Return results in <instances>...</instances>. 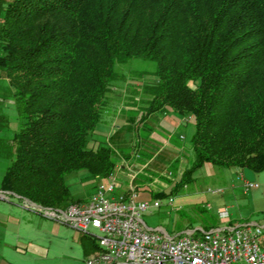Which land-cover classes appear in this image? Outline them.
Instances as JSON below:
<instances>
[{"label": "trees", "instance_id": "1", "mask_svg": "<svg viewBox=\"0 0 264 264\" xmlns=\"http://www.w3.org/2000/svg\"><path fill=\"white\" fill-rule=\"evenodd\" d=\"M135 58L156 63L154 80L109 141L176 112L195 120L184 179L208 162L264 170V0H0V73L21 120L0 138L1 189L66 207L69 173L106 179L128 158L89 142Z\"/></svg>", "mask_w": 264, "mask_h": 264}, {"label": "rangeland", "instance_id": "2", "mask_svg": "<svg viewBox=\"0 0 264 264\" xmlns=\"http://www.w3.org/2000/svg\"><path fill=\"white\" fill-rule=\"evenodd\" d=\"M131 62V67H122L125 78L109 94L110 110L103 115L89 146L94 141L98 145L104 142L114 149L116 160L120 154L128 156L120 157L121 171L115 169L113 174L124 189L132 183L138 199L151 203L142 214L147 224L153 228L162 227L172 236L189 229L202 233L219 226L264 224V170L256 174L254 186H249L251 181L245 178L244 168H222L209 162L190 179H184L194 159L191 137L195 120L192 116H187L188 122L176 128L171 122L167 127L163 118L168 116L155 113L157 121L149 117L145 126L139 123L132 129L123 127L120 137L109 141L110 133L124 125L123 110L132 108V99L143 97L144 82L154 80V76L148 74L156 69L154 61L135 58ZM135 70L147 74H136ZM141 74L143 76L138 77ZM143 111L141 109L138 114ZM173 114L184 118L179 113ZM20 122L16 97L8 78L0 73V138L13 136ZM142 138L146 141H141ZM10 162V157L0 153V264H86L98 242L96 234L99 231L90 228L94 235L86 234L71 225L44 217L27 208L28 198L1 189ZM117 172H120L119 180ZM105 180L86 170L69 173L66 181L71 201H88L98 184ZM160 192L165 196L157 197ZM156 200L161 202L158 207L153 206Z\"/></svg>", "mask_w": 264, "mask_h": 264}, {"label": "built area", "instance_id": "3", "mask_svg": "<svg viewBox=\"0 0 264 264\" xmlns=\"http://www.w3.org/2000/svg\"><path fill=\"white\" fill-rule=\"evenodd\" d=\"M26 201L30 210L83 233L94 235L90 228L99 231V248L86 264H264V224L219 226L202 233L189 229L172 236L162 227L147 224L142 214L151 203L138 199L132 183L119 190L113 172L88 201L66 207ZM160 205L159 200L153 204Z\"/></svg>", "mask_w": 264, "mask_h": 264}, {"label": "crops", "instance_id": "4", "mask_svg": "<svg viewBox=\"0 0 264 264\" xmlns=\"http://www.w3.org/2000/svg\"><path fill=\"white\" fill-rule=\"evenodd\" d=\"M166 116H168V117H165V118H163V120H165V122H166V124H167V127H169L168 126V124H169V122H171V123H173V124H175V126H176V128H180L182 125H184L186 122H188V120H187V116H183L184 118L183 119H181V118H179V117H176L175 116V114H173L172 112L171 113H169V114H166ZM176 120V121H175ZM171 125V124H170ZM115 130H116V128H115ZM115 130H114V132H115ZM114 132H112V133H110L111 135L114 133ZM183 136V134L181 133L180 134V137H182ZM175 148H181V146H174ZM183 148V147H182ZM162 153V150L160 151V153H159V155ZM176 160H179V159H177V157L175 158ZM115 169H118L119 171H121L120 169H119V166H118V163H117V165H116V168ZM114 169V170H115ZM115 172V171H114ZM118 173V175H117V177H118V180H119V175H120V172H117ZM119 186H120V188H122L123 187V184H121V183H119V181H118V189H119ZM128 188V187H127ZM126 189V188H125ZM119 190H124V187L122 188V189H119ZM32 211V210H31ZM34 212V211H33ZM43 216V215H42ZM45 217V216H44ZM50 219V218H49ZM95 252V251H94ZM94 252H92V253H94Z\"/></svg>", "mask_w": 264, "mask_h": 264}, {"label": "water", "instance_id": "5", "mask_svg": "<svg viewBox=\"0 0 264 264\" xmlns=\"http://www.w3.org/2000/svg\"><path fill=\"white\" fill-rule=\"evenodd\" d=\"M243 173L247 180L251 182L256 181V173L250 167H244Z\"/></svg>", "mask_w": 264, "mask_h": 264}]
</instances>
